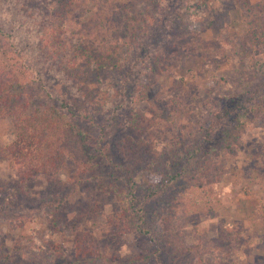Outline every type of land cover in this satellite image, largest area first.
I'll return each instance as SVG.
<instances>
[{
	"label": "rangeland",
	"instance_id": "obj_1",
	"mask_svg": "<svg viewBox=\"0 0 264 264\" xmlns=\"http://www.w3.org/2000/svg\"><path fill=\"white\" fill-rule=\"evenodd\" d=\"M183 3L153 4L141 40L97 74L79 49L97 52L92 19L121 0H0V264H264V112L234 116L223 97L249 78L236 52L247 24L234 0H214L182 28ZM252 44L253 95L264 42ZM66 103L103 137L83 179L62 138ZM191 163L205 168L185 188L176 172ZM107 185L133 193L129 212Z\"/></svg>",
	"mask_w": 264,
	"mask_h": 264
},
{
	"label": "trees",
	"instance_id": "obj_2",
	"mask_svg": "<svg viewBox=\"0 0 264 264\" xmlns=\"http://www.w3.org/2000/svg\"><path fill=\"white\" fill-rule=\"evenodd\" d=\"M214 0H184V3L180 6L179 12L175 13L177 23L180 21L179 25L182 28H186L188 25L187 19L189 18H201V11L204 7L211 4ZM236 4L240 7L244 19L247 24V43L244 45H239L236 48V52L240 56L242 69L248 71L249 78L247 81L240 80L242 89L232 90L228 94H223V97L226 99V102L230 103L232 107L230 108L231 114L234 116L240 115H249L250 113L253 115L252 118L258 112H264V86L260 87V90L256 89V93L251 94L252 91L259 86V73L263 74L259 69H255V67L251 64L250 54H251V46L252 43H262L264 42V0H260L259 2L253 4L250 0H234ZM122 6L117 8L114 11H99L95 14V17L92 19L93 27L91 29L93 36L101 34L103 38L99 41V47H97V52L93 49V45H89L88 47H83V49H79V54L82 57H86V59L92 63H94V70L98 74L100 70L117 67L120 61L123 59L122 50L127 48V50L132 47L133 44L141 40V36L145 31V23L150 19V9L153 4L160 2V0H121ZM148 7V8H147ZM147 8V9H146ZM155 12H153V15ZM154 26V23H153ZM187 29V28H186ZM148 30V29H147ZM88 43V42H87ZM129 51H126L127 55ZM134 53H132L133 55ZM10 71L5 73L4 68L0 67V74L5 73L9 74ZM237 90V91H236ZM249 100H247V95H249ZM66 112L71 113V117H73V121L76 117L87 116L86 113L76 111L71 104L66 103ZM228 108V107H227ZM234 110V112H233ZM253 121V120H252ZM245 122L241 121L240 118L237 119V124L232 127H228L225 133H222L221 139H219L216 143H210L207 146L209 155L214 152H221L222 149L226 146L227 140L231 136L233 131H236L240 125ZM242 127V126H241ZM61 132L63 134L62 138H65L66 146H69V154L72 155V161L75 162L79 168V171L73 175L76 179H83V177H90L95 175V171L98 164V158L104 155L103 147H102V138L96 137L94 138L89 132L83 130L79 127L78 124L71 123V121H67L65 118L62 120ZM18 147L16 148L18 151L23 149L22 145L16 142ZM21 146V147H19ZM203 147V146H202ZM12 148V147H10ZM8 148V149H10ZM60 152V148L57 151ZM63 159L64 156L60 155ZM54 159V164L57 163ZM173 162L174 159L171 158ZM177 162V161H176ZM158 164V163H157ZM153 162V165H157ZM159 166V164L157 165ZM177 166V163H176ZM191 166V167H190ZM32 167V166H30ZM28 167V169L30 168ZM172 168L173 172L175 171V163H167L164 165L163 172H161V179L156 184L166 185L170 179L169 173ZM205 165L191 163L189 167H187V172H191L190 175L183 174L178 171L176 173L179 177H181V181L184 183L186 178L188 177L187 185L185 188H191L198 180L202 177V172L204 171ZM33 169V168H31ZM195 173V174H194ZM166 176H165V175ZM194 174V175H193ZM22 181L24 182L25 171H21ZM192 175V176H191ZM198 176V179L197 177ZM177 178V176L175 177ZM107 190L109 193L113 192L116 194L118 199L120 200L122 207L125 212H129V207L134 206L133 193H127L125 191H119L112 185H107ZM132 197V198H131ZM195 202H199V199H196ZM231 232L222 231L221 237H223V241L226 244L230 241ZM143 260L142 257H134L131 259L132 262ZM51 264H76V263H67L62 262ZM110 264V263H108ZM125 264V263H121Z\"/></svg>",
	"mask_w": 264,
	"mask_h": 264
}]
</instances>
